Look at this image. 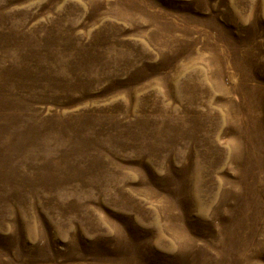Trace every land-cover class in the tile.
<instances>
[{
    "label": "rangeland",
    "instance_id": "374dc122",
    "mask_svg": "<svg viewBox=\"0 0 264 264\" xmlns=\"http://www.w3.org/2000/svg\"><path fill=\"white\" fill-rule=\"evenodd\" d=\"M0 264H264V0H0Z\"/></svg>",
    "mask_w": 264,
    "mask_h": 264
}]
</instances>
